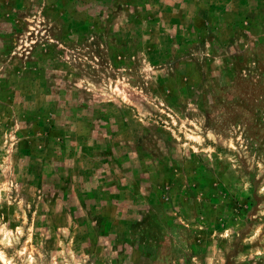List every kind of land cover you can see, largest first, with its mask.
<instances>
[{"label":"rangeland","instance_id":"obj_1","mask_svg":"<svg viewBox=\"0 0 264 264\" xmlns=\"http://www.w3.org/2000/svg\"><path fill=\"white\" fill-rule=\"evenodd\" d=\"M0 264H264V0H0Z\"/></svg>","mask_w":264,"mask_h":264}]
</instances>
